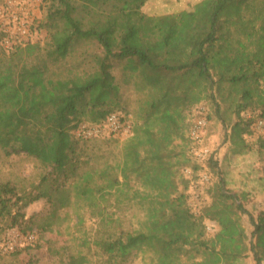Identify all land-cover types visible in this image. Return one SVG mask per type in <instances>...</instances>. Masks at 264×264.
<instances>
[{"label":"trees","instance_id":"16d2710c","mask_svg":"<svg viewBox=\"0 0 264 264\" xmlns=\"http://www.w3.org/2000/svg\"><path fill=\"white\" fill-rule=\"evenodd\" d=\"M146 2L49 0L45 40L8 53L0 47V151L23 153L40 169L28 187L0 182V233L31 232L23 210L43 199L49 212L36 228L64 225L73 243L67 264H130L138 256L145 264H263L264 165L254 182L256 215L244 206L247 191L226 188L213 152L207 166L217 179L198 214L187 199L198 167L188 138L196 107L210 104L229 129L225 139L241 147L251 123L264 118V0H200L159 15L144 13ZM122 81L143 94L128 137L110 141L116 151L104 137H75L80 122L128 115ZM206 117L208 124V108ZM256 139L264 158V136Z\"/></svg>","mask_w":264,"mask_h":264},{"label":"rangeland","instance_id":"374dc122","mask_svg":"<svg viewBox=\"0 0 264 264\" xmlns=\"http://www.w3.org/2000/svg\"><path fill=\"white\" fill-rule=\"evenodd\" d=\"M1 1L2 0H0V2ZM197 1L199 0H147L142 7V11L148 15L178 12L193 5L194 2L196 3ZM48 4L49 0H40V11L37 18L38 31L36 35V38L39 40H42V38L43 40L46 39L45 35L40 33V30L42 29L40 25ZM121 73V65H116L114 74L120 82L122 80ZM122 85L121 91L123 93V104L131 121L137 109V101L143 94L138 91L131 82L122 81ZM206 107L212 117L206 127L204 143L211 148L214 157L218 160L216 170H218V173L224 177L227 189L231 188L233 190L236 189L238 192H248L244 206L252 215H256L262 208V198L261 193L259 192L260 187L254 182L256 181V177L258 176L261 167L264 165V158L258 152L256 138L258 135L262 134L254 131V120L250 125L252 133L243 136L245 146L241 147L231 144L228 139H225L229 129L226 130L213 117V109L210 104H207ZM256 112L258 113V111ZM245 116L247 117L248 113H245ZM109 135L110 134H103L92 138L101 140L104 137V139H107L109 142V146L107 145V147L116 151L118 147L114 146L110 141L114 139L122 141L128 137ZM239 150H242L243 152L240 153L238 152ZM39 171L38 162L27 157L25 154L18 153L6 157L0 151V182L9 179L14 182V184L16 183L18 187H28L32 181H36ZM216 172H211L212 183L217 179ZM130 210L136 209L131 207ZM23 211L25 219L31 218L34 223L31 227V232H27L28 230H26V232H21L17 228H6L0 233V237H3L4 239L9 234L12 235L13 231L18 230L20 234L32 233L33 240L29 243L23 241V245L16 249L20 250L17 256L7 255L8 253L1 255L0 262L5 264H67L68 258L73 253V243H71L69 239L70 237L66 235L64 225L58 223L53 225L50 229L42 232L36 228L37 224L41 222L49 212V206L45 200L40 199L34 201L25 207ZM136 219L137 218H133L132 221L135 222ZM242 221L246 230L249 232L251 226L249 225L247 215H243ZM72 222L73 221H71L70 224H72ZM89 224L90 221L88 220L86 225ZM213 230L214 227L208 231ZM76 234L78 233L76 232ZM27 246L31 247L26 249ZM247 263L253 264L251 259H248ZM130 264H145V262L140 256H138Z\"/></svg>","mask_w":264,"mask_h":264},{"label":"built area","instance_id":"2783aa9c","mask_svg":"<svg viewBox=\"0 0 264 264\" xmlns=\"http://www.w3.org/2000/svg\"><path fill=\"white\" fill-rule=\"evenodd\" d=\"M40 0H2L0 2V47L8 53L19 46H23L36 38L38 31V13ZM207 109L199 105L194 110V117L188 129L190 140L189 152L197 164L196 178L192 181L188 192V204L194 214H198L203 202L205 188L211 183L212 178L207 162L212 156L211 148L204 143L207 127ZM254 131L264 134V118L258 117L253 123ZM131 132L130 116L122 117L118 112H111L101 123L80 122L73 130L78 139L110 134L114 136H128ZM184 174L190 176L192 170L184 169ZM206 230H211L214 223L205 222ZM32 233L20 234L18 230L0 241V255L15 251L23 241L31 242Z\"/></svg>","mask_w":264,"mask_h":264},{"label":"crops","instance_id":"0c3cea01","mask_svg":"<svg viewBox=\"0 0 264 264\" xmlns=\"http://www.w3.org/2000/svg\"><path fill=\"white\" fill-rule=\"evenodd\" d=\"M200 1V0H199ZM198 2V1H197ZM195 3V2H194Z\"/></svg>","mask_w":264,"mask_h":264}]
</instances>
